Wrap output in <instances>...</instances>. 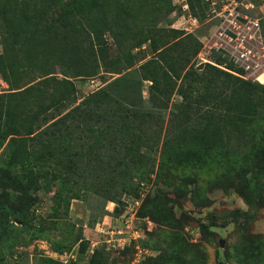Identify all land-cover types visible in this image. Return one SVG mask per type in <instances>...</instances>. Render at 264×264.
<instances>
[{"label":"trees","instance_id":"16d2710c","mask_svg":"<svg viewBox=\"0 0 264 264\" xmlns=\"http://www.w3.org/2000/svg\"><path fill=\"white\" fill-rule=\"evenodd\" d=\"M186 2L202 21L205 3ZM177 9L171 0H0V79L7 86L0 93V264L23 232L35 239L58 230L60 239H48L52 251L86 250L80 228L55 220L47 227V217L35 215L50 189L53 212L66 216L72 200L99 197L101 214L89 206L93 227L107 202L120 216V196L135 181L178 168L205 171L214 153L227 159L219 178L243 199L251 189L244 180L264 177V85L212 65L195 68L197 37L171 29L170 20L158 26ZM100 72L112 76L78 97L73 80H95ZM155 206L157 197L140 210L167 228L159 232L167 246L154 264H192L197 247L171 243L173 224Z\"/></svg>","mask_w":264,"mask_h":264},{"label":"rangeland","instance_id":"374dc122","mask_svg":"<svg viewBox=\"0 0 264 264\" xmlns=\"http://www.w3.org/2000/svg\"><path fill=\"white\" fill-rule=\"evenodd\" d=\"M167 20L171 21V16L160 18L158 26L167 27ZM202 21L203 26L199 32L194 33V38L207 30L205 18ZM129 67L134 68L136 65L130 61ZM110 76L112 75L100 72L94 77L98 89ZM73 83L78 97L93 91L87 79L73 80ZM148 86L149 83L143 85L144 97L147 95ZM6 89L7 86L0 79V93ZM171 101L178 104L180 99L173 96ZM238 143L235 139V152H239L241 148V143ZM217 159L222 165H219ZM210 160L211 167L205 171L190 169L184 172L178 168L165 178L156 179L152 175L150 180L145 182L135 181L130 191L120 196L121 204L118 207L121 212L124 211L126 201L129 202L132 198L140 200L135 219L127 233L132 237L131 243L123 249L112 247V244L107 243L109 235L101 233L100 228L97 230V226L102 223L106 229L120 225L119 219L115 221L119 216L116 218L112 214L116 207L114 202L105 204L104 210L107 214L90 227L92 210L89 206H92L93 216L102 212V201L99 197L92 195L88 200H72L66 216L62 209L56 214L53 212L56 196L55 190L50 189L46 195L40 196L35 215L38 218L47 217V224L44 225L47 227H52L51 221L55 220L60 224L57 226H64L68 230L69 224L75 225L76 230L80 228L82 237L89 244L86 250L80 253L76 245L62 254L52 251L48 239H60L58 230L47 231V237L35 239L23 232L19 239L25 237L24 240L13 241L12 248H6L3 261L7 264H45L44 259L47 258L61 264H90V257L99 250V255L94 260L96 264H132L137 251L141 252V264H154L153 260L157 259L161 250L167 246L163 243L165 235L161 237L159 232L167 228L156 224L148 216L143 217L140 210L146 200L157 197L159 206L154 209L164 211L163 215L173 224L172 231L176 233L174 237L168 236V240L177 245L184 240L186 244L197 247V257L192 264H264V177L258 178L257 183L251 182L249 177L244 180L247 187L251 185V189L246 191L248 198L243 199L233 186L219 178L221 173L227 172V159H221L214 153ZM185 175L190 178L183 181ZM177 186H180L181 190ZM139 193L142 195L139 196ZM200 224L207 226L206 232H202ZM221 241L224 243L223 247H220ZM92 244L94 247H91ZM70 255H73L74 259L71 260Z\"/></svg>","mask_w":264,"mask_h":264},{"label":"built area","instance_id":"2783aa9c","mask_svg":"<svg viewBox=\"0 0 264 264\" xmlns=\"http://www.w3.org/2000/svg\"><path fill=\"white\" fill-rule=\"evenodd\" d=\"M202 1L207 7L205 22L208 27L197 37L201 47L194 59L195 68L212 65L240 79L264 85V0ZM172 4L180 12L178 14L177 9L170 15L171 29L187 35L201 30L203 21L191 14L186 0H173ZM218 57L223 61L218 62ZM88 83L93 90L98 88L95 80ZM125 204L124 211L115 219H119L120 225H114L112 229H106L103 223L97 226V230L100 228L101 233L109 235L107 243L120 249L131 243L132 237L127 233L140 200L132 198ZM141 262V252L137 251L132 264Z\"/></svg>","mask_w":264,"mask_h":264},{"label":"water","instance_id":"95a60500","mask_svg":"<svg viewBox=\"0 0 264 264\" xmlns=\"http://www.w3.org/2000/svg\"><path fill=\"white\" fill-rule=\"evenodd\" d=\"M223 245H224V243H223V241H221V243H220V247H223Z\"/></svg>","mask_w":264,"mask_h":264},{"label":"crops","instance_id":"0c3cea01","mask_svg":"<svg viewBox=\"0 0 264 264\" xmlns=\"http://www.w3.org/2000/svg\"><path fill=\"white\" fill-rule=\"evenodd\" d=\"M111 221L113 220V218L110 219Z\"/></svg>","mask_w":264,"mask_h":264}]
</instances>
